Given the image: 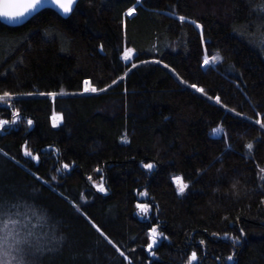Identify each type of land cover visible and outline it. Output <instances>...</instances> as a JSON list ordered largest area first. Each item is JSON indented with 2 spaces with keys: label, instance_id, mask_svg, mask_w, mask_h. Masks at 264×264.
<instances>
[{
  "label": "trees",
  "instance_id": "obj_1",
  "mask_svg": "<svg viewBox=\"0 0 264 264\" xmlns=\"http://www.w3.org/2000/svg\"><path fill=\"white\" fill-rule=\"evenodd\" d=\"M262 45L264 0H78L69 16L0 19V96H15L0 120L17 121L0 130V201L47 217L24 264H264Z\"/></svg>",
  "mask_w": 264,
  "mask_h": 264
},
{
  "label": "snow or ice",
  "instance_id": "obj_2",
  "mask_svg": "<svg viewBox=\"0 0 264 264\" xmlns=\"http://www.w3.org/2000/svg\"><path fill=\"white\" fill-rule=\"evenodd\" d=\"M77 2V0H51V3L58 6L63 13L68 14L73 11V6ZM45 0H0V17H4L10 21H18L26 16L32 14L33 12L37 11L38 8L43 7ZM138 5L141 4V0H137ZM142 6V5H141ZM135 7L129 9L128 16H132L135 12ZM180 21L183 22L185 17L180 16ZM195 24V21H192ZM197 28L201 29V36H202V26L196 25ZM264 46V45H262ZM130 56L128 53L124 54V60H129ZM219 57H214L213 60H219ZM209 60L204 59L203 64L205 66L209 65ZM132 67H136L135 64ZM167 67V65H165ZM87 83V82H86ZM191 88L196 89L197 92L204 93L203 88H198L195 84L190 85ZM85 91L88 92H97V91H105V89H97L95 87L86 88ZM62 94V93H61ZM27 95H31V93H27ZM44 95V93H41ZM52 97H55L57 93H47ZM6 97L10 98L11 93L5 92L2 96H0V101H6ZM209 99H212L209 97ZM216 101L219 103L220 98L216 97ZM13 117H19V111H15L12 113ZM62 119V117H61ZM17 121L13 119L12 121L9 120H0V130H3L5 125L8 124H15ZM257 123L261 124L264 127V120H258ZM28 124L31 125L32 121L29 120ZM215 131H219L216 129ZM249 149L253 148L252 144L247 146ZM7 155V153H5ZM25 156L33 157V153L30 151L25 150ZM34 159L38 160L39 157L35 156ZM65 169L69 167V165H63ZM145 168L151 170L154 168V165L151 163L145 164ZM264 171V169H261ZM54 180L55 177H52ZM91 179V177H89ZM264 180V177H261ZM189 185L184 183L182 178L178 182V191L181 195L188 189ZM97 190L100 192H106V189L103 185L97 186ZM144 195H147L145 192ZM27 211L21 212V206L19 204H9L4 201H0V254L3 257L8 258L6 264H12V261H17V264H24L25 258L29 255H35L37 252H42L44 250V246L42 244L41 236L38 234L37 229H42L44 225L47 223V217L44 213H42L39 209L25 206ZM137 207L141 210L142 213L147 214L149 211V206L147 204H139ZM15 210V211H13ZM35 219L36 223L33 224L32 220ZM96 227V225H93ZM96 230L100 232V229L96 227ZM241 232L243 230L241 229ZM103 236V232H101ZM162 235V233L158 232V227H152L151 229V238L152 243L148 245L149 251H151L153 245L157 243V236ZM63 239V238H61ZM109 243H112L110 240ZM203 243V241H201ZM52 251L53 249H48ZM119 251V249H117ZM121 256L124 255L123 252L120 253ZM197 256L196 253L193 252L191 256V260H196ZM229 260L232 259L231 256L228 257ZM0 264H5L4 260H0ZM131 264V261H129Z\"/></svg>",
  "mask_w": 264,
  "mask_h": 264
},
{
  "label": "water",
  "instance_id": "obj_3",
  "mask_svg": "<svg viewBox=\"0 0 264 264\" xmlns=\"http://www.w3.org/2000/svg\"><path fill=\"white\" fill-rule=\"evenodd\" d=\"M76 3L74 4L73 9H74ZM44 10H52V11H54V12H56L59 15H62V16H69L71 14V13H68V14L63 13L62 10H60L57 5L51 3V0H45V3L43 5V7L38 8L37 11L33 12L32 14H30V15L26 16L25 18H22V19H20L18 21H10V20H8V19H6L4 17H0V19L4 23H6L8 25L20 26V25H23L24 23H26L31 18H33L34 16H36L37 14H39L40 12L44 11Z\"/></svg>",
  "mask_w": 264,
  "mask_h": 264
},
{
  "label": "rangeland",
  "instance_id": "obj_4",
  "mask_svg": "<svg viewBox=\"0 0 264 264\" xmlns=\"http://www.w3.org/2000/svg\"><path fill=\"white\" fill-rule=\"evenodd\" d=\"M130 56V55H129ZM129 60H131V57H130V59ZM210 62V61H209ZM211 63V62H210ZM209 63V64H210ZM87 88V87H86ZM86 92H88V91H86ZM61 96H66V94L65 93H63V94H60ZM52 97V96H51ZM15 98V96H11L10 98H8V97H6L5 99H6V101H7V103H5L4 101H0V105H7V106H10V103H11V101L13 100ZM55 121H57V118H55ZM97 186H99V185H97ZM97 186H96V188H97ZM100 192V191H99ZM101 194H105V192H100ZM141 211V210H140ZM159 237L157 236V238L156 239H158ZM151 243H152V241H151ZM157 243H158V241H157ZM156 243V244H157ZM155 244V245H156ZM155 245H153V246H155ZM10 259V257H8V258H5V257H3L2 256V254H0V260H4L5 261V264H6V262H7V260H9ZM195 262H196V260H191L190 261V264H195ZM12 264H16V261L14 262V261H12Z\"/></svg>",
  "mask_w": 264,
  "mask_h": 264
}]
</instances>
